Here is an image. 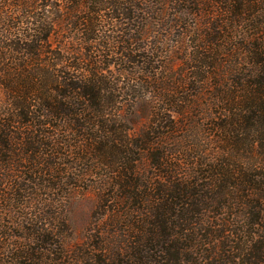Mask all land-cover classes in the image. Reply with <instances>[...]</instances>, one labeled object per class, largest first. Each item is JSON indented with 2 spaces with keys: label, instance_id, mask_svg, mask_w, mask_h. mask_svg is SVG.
Returning a JSON list of instances; mask_svg holds the SVG:
<instances>
[{
  "label": "trees",
  "instance_id": "trees-1",
  "mask_svg": "<svg viewBox=\"0 0 264 264\" xmlns=\"http://www.w3.org/2000/svg\"><path fill=\"white\" fill-rule=\"evenodd\" d=\"M127 1L0 0V223L24 180L82 168L94 227L105 216L94 245L108 255L90 263L264 264V0ZM120 15L138 35L156 21L182 26L193 42L185 65L156 73L143 48L104 42L67 53L70 29L108 42L102 28ZM106 57L124 68L114 75ZM141 92L167 107L156 109L162 126L131 137L116 102ZM33 232L29 241L47 242ZM63 240L50 233V264L88 263ZM35 254L0 243V264H43Z\"/></svg>",
  "mask_w": 264,
  "mask_h": 264
},
{
  "label": "rangeland",
  "instance_id": "rangeland-1",
  "mask_svg": "<svg viewBox=\"0 0 264 264\" xmlns=\"http://www.w3.org/2000/svg\"><path fill=\"white\" fill-rule=\"evenodd\" d=\"M123 3L124 5L120 6L121 9L125 8L128 10L129 7L133 6L127 0ZM58 5L62 7V3ZM63 8L71 10L70 4L64 5ZM107 14L109 15L110 11L106 10L104 15ZM146 19L148 21L147 17ZM106 20L108 21L107 18ZM116 21L118 22L117 24L112 21L113 24L117 25L115 28H113L111 21H108L109 27L105 26L102 28V33H100L101 37L108 38V42L104 38V40L100 39L91 43L87 41L89 33L80 29H85L83 26L79 30L78 28L77 30L70 29V26H67L70 29L65 35L68 41L66 44L67 53L74 58L80 54L89 55L94 49L100 53L102 50L106 51V49L101 48L103 42L109 43L117 51H134L138 50L137 48H141L139 49L141 51L143 48L144 52L152 55L154 62L152 66L157 67L156 73L167 64H173L174 69L184 66V57H189L191 54L190 50L193 48V42H191L188 34L183 31L182 26L165 30L164 28L160 29L161 23L156 21L152 26L155 27L154 29L150 32L147 31L146 35H138L135 32L132 20L120 15L116 18ZM148 22L150 23V21ZM51 40L53 48L57 47V43L62 44L60 37H53ZM103 60L106 64L107 62L109 64L113 62V65H110L108 70L114 75L118 70L124 68V66H119L118 64L117 66L114 65L116 62L114 58L106 57ZM134 86L139 88L138 82H135ZM3 100L4 93L0 89V103ZM116 103L118 109H120L121 116L127 117L124 118L127 119L126 127L131 137H138L142 126L150 127L153 124L156 127L159 122L160 126H162L161 116L163 113L156 112V109L167 107V105L156 100L155 94L147 92L136 93L135 95L130 94L121 97ZM153 112L160 115V118L153 115ZM163 120L165 119L163 118ZM81 169L75 168V170L69 171L68 176H65L68 178L55 180L48 177L45 183L42 184L40 179L24 180L22 182L23 190L19 193L20 197L12 196V206L10 205V209L3 212L1 216L4 222L0 223V229H2L0 230V243L4 244L5 248L9 247L11 243L34 248L35 256L43 264H50L51 233V235L55 234V238L63 237L64 243L70 250L79 248L83 254L86 253L89 256L88 263L84 259L80 260V264H92L90 260H95L96 257L101 255L104 259L107 258L108 252L100 254V249L94 245L99 242L95 237H98L97 233L103 229L102 225L105 216L99 217L98 225L94 227L96 218L93 213L97 203V196L91 188V180L81 179V171L83 172ZM146 172L147 174L154 172L150 169L148 162L146 164ZM38 184L41 186L39 187ZM20 206L24 208H20ZM33 230L39 231L40 235L48 236L47 239L44 238L47 242H40V240L29 241L30 235L34 233ZM107 247L111 248V245L108 244ZM104 249L107 251L106 246L103 247Z\"/></svg>",
  "mask_w": 264,
  "mask_h": 264
}]
</instances>
